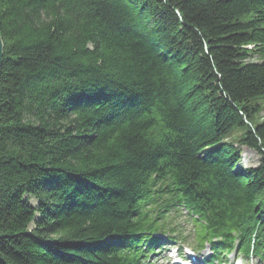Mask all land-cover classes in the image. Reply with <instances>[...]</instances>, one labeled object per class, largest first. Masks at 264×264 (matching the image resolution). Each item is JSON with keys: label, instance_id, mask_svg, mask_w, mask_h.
<instances>
[{"label": "trees", "instance_id": "obj_1", "mask_svg": "<svg viewBox=\"0 0 264 264\" xmlns=\"http://www.w3.org/2000/svg\"><path fill=\"white\" fill-rule=\"evenodd\" d=\"M0 39V264H146L182 209L264 260V0H0Z\"/></svg>", "mask_w": 264, "mask_h": 264}, {"label": "rangeland", "instance_id": "obj_2", "mask_svg": "<svg viewBox=\"0 0 264 264\" xmlns=\"http://www.w3.org/2000/svg\"><path fill=\"white\" fill-rule=\"evenodd\" d=\"M242 155H243V159H244L243 166L252 167V166H255L257 164L258 156L254 152L247 150V149H244ZM33 204L35 205L34 201H33ZM174 224H177L178 226H180L182 236L184 237L187 245H192L194 243V241H193V234H192L191 225L189 223L185 222V220L183 218H179V219L175 220ZM175 246L179 247L181 249L186 245H184L180 242H177V241H174V243H164L163 248L168 249L164 253L165 256L163 257L161 255L162 249H159L154 253V255L152 257H150L149 263L150 264H170V262H169L170 256L173 255V250H175ZM200 251L201 250H197V252L200 255H202V259H204L206 256V251H202V252H200ZM168 252H171V254L167 255ZM240 259H242L243 262H245L247 264H262L259 261H257L255 258L249 257L248 259H245L244 257H242L241 255H238V254L229 256L228 262L225 264H238L240 262Z\"/></svg>", "mask_w": 264, "mask_h": 264}, {"label": "water", "instance_id": "obj_3", "mask_svg": "<svg viewBox=\"0 0 264 264\" xmlns=\"http://www.w3.org/2000/svg\"><path fill=\"white\" fill-rule=\"evenodd\" d=\"M2 53H3V45H2V41L0 39V67H1V63H2Z\"/></svg>", "mask_w": 264, "mask_h": 264}]
</instances>
